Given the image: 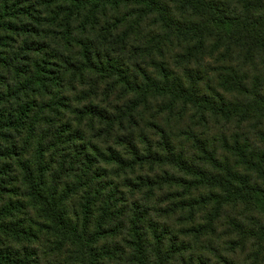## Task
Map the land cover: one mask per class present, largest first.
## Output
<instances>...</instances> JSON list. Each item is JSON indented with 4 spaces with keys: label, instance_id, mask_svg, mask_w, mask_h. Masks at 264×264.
Wrapping results in <instances>:
<instances>
[{
    "label": "trees",
    "instance_id": "1",
    "mask_svg": "<svg viewBox=\"0 0 264 264\" xmlns=\"http://www.w3.org/2000/svg\"><path fill=\"white\" fill-rule=\"evenodd\" d=\"M0 264H264V0H0Z\"/></svg>",
    "mask_w": 264,
    "mask_h": 264
}]
</instances>
